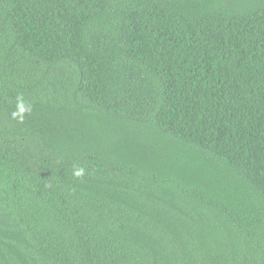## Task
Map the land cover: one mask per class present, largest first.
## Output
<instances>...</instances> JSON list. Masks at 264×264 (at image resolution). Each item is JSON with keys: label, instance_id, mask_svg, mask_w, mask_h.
Listing matches in <instances>:
<instances>
[{"label": "trees", "instance_id": "obj_1", "mask_svg": "<svg viewBox=\"0 0 264 264\" xmlns=\"http://www.w3.org/2000/svg\"><path fill=\"white\" fill-rule=\"evenodd\" d=\"M0 264H264V0H0Z\"/></svg>", "mask_w": 264, "mask_h": 264}, {"label": "clouds", "instance_id": "obj_2", "mask_svg": "<svg viewBox=\"0 0 264 264\" xmlns=\"http://www.w3.org/2000/svg\"><path fill=\"white\" fill-rule=\"evenodd\" d=\"M32 111L31 104H29L22 95L17 96L16 110L11 113L13 119L18 122H23L25 114H30ZM85 174V168L78 165H73L72 175L75 177H81Z\"/></svg>", "mask_w": 264, "mask_h": 264}]
</instances>
